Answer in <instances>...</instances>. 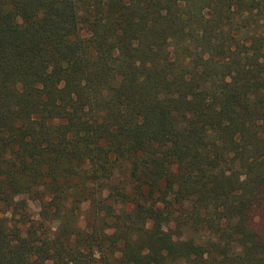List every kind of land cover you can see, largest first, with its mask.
<instances>
[{
    "label": "trees",
    "instance_id": "1",
    "mask_svg": "<svg viewBox=\"0 0 264 264\" xmlns=\"http://www.w3.org/2000/svg\"><path fill=\"white\" fill-rule=\"evenodd\" d=\"M0 264H264V0H0Z\"/></svg>",
    "mask_w": 264,
    "mask_h": 264
},
{
    "label": "rangeland",
    "instance_id": "2",
    "mask_svg": "<svg viewBox=\"0 0 264 264\" xmlns=\"http://www.w3.org/2000/svg\"><path fill=\"white\" fill-rule=\"evenodd\" d=\"M32 209H33L34 213L38 211V210L35 208L34 205H32Z\"/></svg>",
    "mask_w": 264,
    "mask_h": 264
}]
</instances>
